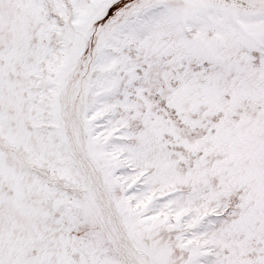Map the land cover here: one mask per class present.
Masks as SVG:
<instances>
[{
	"label": "snow or ice",
	"instance_id": "snow-or-ice-1",
	"mask_svg": "<svg viewBox=\"0 0 264 264\" xmlns=\"http://www.w3.org/2000/svg\"><path fill=\"white\" fill-rule=\"evenodd\" d=\"M0 264H264V0H0Z\"/></svg>",
	"mask_w": 264,
	"mask_h": 264
}]
</instances>
